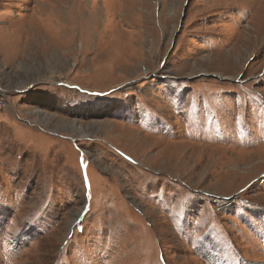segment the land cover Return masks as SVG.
<instances>
[{"label": "rangeland", "instance_id": "rangeland-1", "mask_svg": "<svg viewBox=\"0 0 264 264\" xmlns=\"http://www.w3.org/2000/svg\"><path fill=\"white\" fill-rule=\"evenodd\" d=\"M0 264H264V0H0Z\"/></svg>", "mask_w": 264, "mask_h": 264}, {"label": "bare ground", "instance_id": "bare-ground-1", "mask_svg": "<svg viewBox=\"0 0 264 264\" xmlns=\"http://www.w3.org/2000/svg\"><path fill=\"white\" fill-rule=\"evenodd\" d=\"M74 124H76V123H74Z\"/></svg>", "mask_w": 264, "mask_h": 264}]
</instances>
